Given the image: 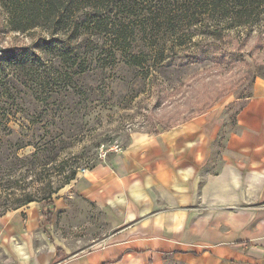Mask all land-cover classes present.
Instances as JSON below:
<instances>
[{
    "label": "crops",
    "instance_id": "crops-1",
    "mask_svg": "<svg viewBox=\"0 0 264 264\" xmlns=\"http://www.w3.org/2000/svg\"><path fill=\"white\" fill-rule=\"evenodd\" d=\"M235 103L230 126L205 113L136 133L55 194L49 226L83 219L89 250L44 240L30 203L0 216L1 251L13 264H264V79Z\"/></svg>",
    "mask_w": 264,
    "mask_h": 264
},
{
    "label": "rangeland",
    "instance_id": "rangeland-1",
    "mask_svg": "<svg viewBox=\"0 0 264 264\" xmlns=\"http://www.w3.org/2000/svg\"><path fill=\"white\" fill-rule=\"evenodd\" d=\"M248 22L235 27L233 19H204L189 31L191 38L184 46H172L165 61L149 69L151 76L145 80L143 70L124 68L119 62L114 69L108 66L103 75L96 72L79 77L73 70L70 81L58 76L63 73L54 67L49 68L55 64L51 54L43 55L35 48L38 39L47 37L45 33L40 29L12 32L0 7V56L9 48L25 49L43 56L46 68L58 76L54 74V79L41 87L14 90L17 111L16 106L11 108V100L1 96L5 93L0 87V124L20 131L25 143L39 147L38 168L19 186L39 194L38 201L32 203L40 206L44 240L56 243L58 237V245L68 248L70 254L93 245L88 241L93 235L91 228L77 224L83 222L81 218L76 222L60 219L57 233L49 226L56 194L52 192L70 184H62L69 170H76L77 176L99 163L106 150L124 149L136 133L156 134L205 113H215L223 127L231 125L236 100L251 93L255 79H264V13ZM9 110L4 119L3 113L7 111V115ZM33 145L18 151L23 165L33 159ZM47 156L52 161H46ZM24 174L27 170L22 168ZM44 191L47 194L40 195ZM90 224L101 228L99 219ZM80 238L85 241L79 242ZM3 253L0 249V264H13ZM165 264L187 263L171 259Z\"/></svg>",
    "mask_w": 264,
    "mask_h": 264
},
{
    "label": "trees",
    "instance_id": "trees-1",
    "mask_svg": "<svg viewBox=\"0 0 264 264\" xmlns=\"http://www.w3.org/2000/svg\"><path fill=\"white\" fill-rule=\"evenodd\" d=\"M0 7L12 32L40 29L45 33L47 37L38 39L34 46L43 55L51 54L55 64L49 68L63 73L57 72L63 80L71 81L73 70L79 77L96 72L103 75L108 66L114 69L119 62L124 68L145 71V80L151 76L153 65L158 67L165 61L172 46L182 47L186 39L190 40L192 27L204 19H233L235 27L250 24L248 21L264 13V0H0ZM2 54L0 87L5 94L1 96L11 100V108L14 105L17 111L13 91L20 86L41 87L54 79L56 72L46 68L43 56L25 49L9 48ZM62 67L64 71L59 69ZM6 112L4 119L10 115V110ZM21 134L0 124V216L38 201L39 194L19 186L41 162L39 147L25 143ZM28 145H33L35 151L33 159L23 165L18 151ZM46 159L52 161L49 156ZM22 168L27 174L21 175ZM76 173L69 170L62 184L74 180ZM43 193L47 194L44 191L40 195Z\"/></svg>",
    "mask_w": 264,
    "mask_h": 264
},
{
    "label": "built area",
    "instance_id": "built-area-1",
    "mask_svg": "<svg viewBox=\"0 0 264 264\" xmlns=\"http://www.w3.org/2000/svg\"><path fill=\"white\" fill-rule=\"evenodd\" d=\"M120 152L121 151V149L120 148H111V149H108V150H106L102 155H101V159H105L106 158V156H107V153L108 152ZM86 170L87 169H83V170H81V173H85L86 172Z\"/></svg>",
    "mask_w": 264,
    "mask_h": 264
}]
</instances>
